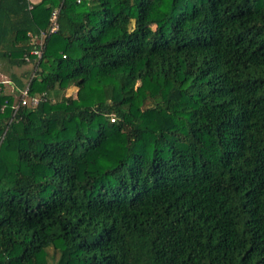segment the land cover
I'll list each match as a JSON object with an SVG mask.
<instances>
[{"label": "trees", "instance_id": "obj_1", "mask_svg": "<svg viewBox=\"0 0 264 264\" xmlns=\"http://www.w3.org/2000/svg\"><path fill=\"white\" fill-rule=\"evenodd\" d=\"M54 8L45 100L0 87V264H264V0H0V60Z\"/></svg>", "mask_w": 264, "mask_h": 264}, {"label": "built area", "instance_id": "obj_2", "mask_svg": "<svg viewBox=\"0 0 264 264\" xmlns=\"http://www.w3.org/2000/svg\"><path fill=\"white\" fill-rule=\"evenodd\" d=\"M57 14L58 8H54L50 13L49 24L45 29L39 30V32L36 34L28 33V36L30 38L29 43L31 44L32 48L23 56L24 60L27 63L38 61V59L42 55V50L46 37L58 30L59 25L57 21ZM18 91L20 96L18 99H16L15 104L12 106L13 113L17 110L19 106L33 107L36 106L39 101L45 100L44 93L38 95H30L28 93V83H26L24 87L18 89ZM111 120H113V118H111Z\"/></svg>", "mask_w": 264, "mask_h": 264}, {"label": "rangeland", "instance_id": "obj_3", "mask_svg": "<svg viewBox=\"0 0 264 264\" xmlns=\"http://www.w3.org/2000/svg\"><path fill=\"white\" fill-rule=\"evenodd\" d=\"M27 64H29V63H27ZM10 68L8 67V64L7 63H5V62H3V61L0 60V70H3L5 72H8L10 70ZM21 72L22 73L19 75L20 79L25 84L28 83L29 78L32 75H34L33 64H29L28 67L27 68L25 67ZM0 79H2V78H0ZM76 92H77L76 87L73 86V87H70L67 90H65L63 93L66 96L67 95H70V96L76 97ZM11 93L14 96L15 99H18L19 96H20L19 91L17 89H14V91L11 92ZM48 254H49L48 262L49 263L56 262V260L58 259V253L56 251L52 250L51 248H49L48 249Z\"/></svg>", "mask_w": 264, "mask_h": 264}, {"label": "crops", "instance_id": "obj_4", "mask_svg": "<svg viewBox=\"0 0 264 264\" xmlns=\"http://www.w3.org/2000/svg\"><path fill=\"white\" fill-rule=\"evenodd\" d=\"M30 4H35L39 2L40 0H28ZM29 64H25L22 66H16V65H9L8 67L10 70L8 72H5L3 70H0V87L2 90L7 94H12L11 92L14 91V89H20L18 88L15 79L13 76L18 79L20 78L19 75L22 73L21 71L26 67H28ZM11 71V72H10ZM6 73V74H5Z\"/></svg>", "mask_w": 264, "mask_h": 264}]
</instances>
